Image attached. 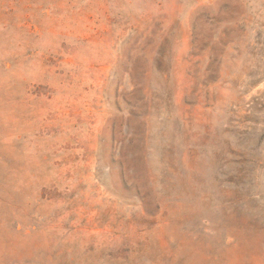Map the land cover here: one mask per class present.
<instances>
[{"label": "rangeland", "instance_id": "rangeland-1", "mask_svg": "<svg viewBox=\"0 0 264 264\" xmlns=\"http://www.w3.org/2000/svg\"><path fill=\"white\" fill-rule=\"evenodd\" d=\"M0 264H264V0H0Z\"/></svg>", "mask_w": 264, "mask_h": 264}]
</instances>
